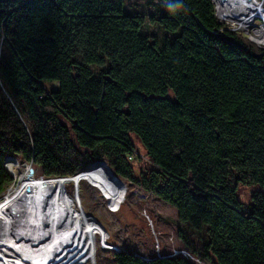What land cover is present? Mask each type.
<instances>
[{
  "label": "trees",
  "instance_id": "1",
  "mask_svg": "<svg viewBox=\"0 0 264 264\" xmlns=\"http://www.w3.org/2000/svg\"><path fill=\"white\" fill-rule=\"evenodd\" d=\"M162 11L149 18L171 35L160 43L124 0H0V197L8 157L45 178L104 161L205 228L209 264H264V46L218 23L211 0H165ZM134 140L150 164L137 173Z\"/></svg>",
  "mask_w": 264,
  "mask_h": 264
},
{
  "label": "bare ground",
  "instance_id": "2",
  "mask_svg": "<svg viewBox=\"0 0 264 264\" xmlns=\"http://www.w3.org/2000/svg\"><path fill=\"white\" fill-rule=\"evenodd\" d=\"M218 20L234 31H241L257 46L264 45V10L254 0H212ZM258 15L263 24L252 28ZM32 165V164H31ZM29 163L18 159L5 162L14 178L0 197V264H96L97 237L107 232L94 217L86 214L80 184L99 187L110 204L121 203L126 190L101 164L88 166L79 178L34 177ZM111 170V169H110ZM74 186V197L66 186ZM73 195V194H72ZM53 248V253H48Z\"/></svg>",
  "mask_w": 264,
  "mask_h": 264
},
{
  "label": "rangeland",
  "instance_id": "3",
  "mask_svg": "<svg viewBox=\"0 0 264 264\" xmlns=\"http://www.w3.org/2000/svg\"><path fill=\"white\" fill-rule=\"evenodd\" d=\"M164 1L124 0V12L131 15H142L144 17L143 34L154 36L160 43L170 40L171 35L157 23L149 21V18L163 12ZM254 3L260 4L264 10V0H254ZM212 4L213 13L218 23L251 42L243 32L234 31L226 23L219 21L215 5L213 2ZM262 24L263 20L259 15L254 16V20L250 22L252 28ZM99 69L93 68L94 71ZM47 89L56 90L57 83L47 85ZM134 146L136 157L131 162L137 173L150 164L139 143L135 140ZM18 161L20 164H24L19 159ZM31 168L34 177H43L40 167L31 165ZM9 174L11 175L10 172ZM11 177L14 182L12 175ZM123 185L126 190L125 197L121 203L113 205L109 203L108 198L98 186L86 182L80 184L82 205L86 214L94 217L107 232V238L97 237L96 264H116L113 258L115 251L136 255L145 260L155 257L180 256L192 264H209L199 253L200 245L208 236L205 228L197 230L181 224L177 219V212L172 206L151 193L138 189L135 185L124 182ZM74 189L72 184L66 186L65 190L69 197H74ZM255 190L256 188L252 186L242 188L239 195L241 201L248 204L250 196Z\"/></svg>",
  "mask_w": 264,
  "mask_h": 264
},
{
  "label": "water",
  "instance_id": "4",
  "mask_svg": "<svg viewBox=\"0 0 264 264\" xmlns=\"http://www.w3.org/2000/svg\"><path fill=\"white\" fill-rule=\"evenodd\" d=\"M259 48H261V47H259ZM10 158H11V157L6 158V161H7L8 159H10ZM93 164H101V165L105 166V167L107 168V170L109 171V173L112 174V178H113V180L117 181V182L123 187V189H125V187H124V185H123V182H122L120 179H118V178L112 173V171L110 170V168L107 166V164H106L104 161H97V162H94V163H92V164H90V165H93ZM90 165H88V166H90ZM88 166H87V167H88ZM87 167H86V168H87ZM86 168H85V169H86ZM85 169H84V170H85ZM84 170H82L81 172L77 173V174L74 175V176L64 177V178H60V179L72 178V177H73V178H79V177H81V175L84 173ZM28 171H29L30 174H33V170H32V168H31V163H29Z\"/></svg>",
  "mask_w": 264,
  "mask_h": 264
},
{
  "label": "built area",
  "instance_id": "5",
  "mask_svg": "<svg viewBox=\"0 0 264 264\" xmlns=\"http://www.w3.org/2000/svg\"><path fill=\"white\" fill-rule=\"evenodd\" d=\"M135 154H136V152L133 153V155H135Z\"/></svg>",
  "mask_w": 264,
  "mask_h": 264
}]
</instances>
